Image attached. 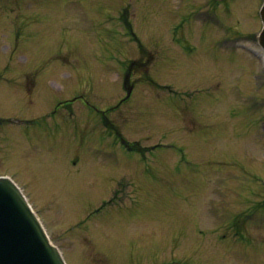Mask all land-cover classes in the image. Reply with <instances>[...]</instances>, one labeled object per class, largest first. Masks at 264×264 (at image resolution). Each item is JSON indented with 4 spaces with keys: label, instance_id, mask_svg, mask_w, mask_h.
I'll return each instance as SVG.
<instances>
[{
    "label": "rangeland",
    "instance_id": "374dc122",
    "mask_svg": "<svg viewBox=\"0 0 264 264\" xmlns=\"http://www.w3.org/2000/svg\"><path fill=\"white\" fill-rule=\"evenodd\" d=\"M261 1L0 0V175L70 264H264Z\"/></svg>",
    "mask_w": 264,
    "mask_h": 264
},
{
    "label": "water",
    "instance_id": "95a60500",
    "mask_svg": "<svg viewBox=\"0 0 264 264\" xmlns=\"http://www.w3.org/2000/svg\"><path fill=\"white\" fill-rule=\"evenodd\" d=\"M0 264H64L20 191L4 178L0 179Z\"/></svg>",
    "mask_w": 264,
    "mask_h": 264
}]
</instances>
